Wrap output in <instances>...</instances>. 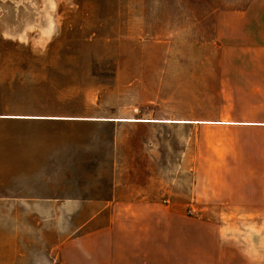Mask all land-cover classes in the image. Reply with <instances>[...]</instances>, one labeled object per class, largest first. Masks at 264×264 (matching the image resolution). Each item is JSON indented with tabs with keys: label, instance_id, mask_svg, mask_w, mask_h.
Masks as SVG:
<instances>
[{
	"label": "rangeland",
	"instance_id": "1",
	"mask_svg": "<svg viewBox=\"0 0 264 264\" xmlns=\"http://www.w3.org/2000/svg\"><path fill=\"white\" fill-rule=\"evenodd\" d=\"M248 2L0 0V264H93L92 233L131 212L119 203L220 221L175 185L215 134L196 121L236 105L240 56L221 45L243 43L233 26L264 29V0L242 23L226 16Z\"/></svg>",
	"mask_w": 264,
	"mask_h": 264
},
{
	"label": "crops",
	"instance_id": "2",
	"mask_svg": "<svg viewBox=\"0 0 264 264\" xmlns=\"http://www.w3.org/2000/svg\"><path fill=\"white\" fill-rule=\"evenodd\" d=\"M257 4L249 0L244 9L225 14L242 23ZM256 16L264 22L263 10ZM234 29L230 36L238 34L243 43L221 48L240 56L228 68L236 105L222 119L196 121L209 123L215 134L200 141L190 176L182 173L175 185L176 195L179 191L195 210L217 214L220 221L196 229V222L151 215L148 202L119 203L131 212L92 233L100 246L93 264H264V29ZM240 216L255 218L242 228L236 223Z\"/></svg>",
	"mask_w": 264,
	"mask_h": 264
},
{
	"label": "built area",
	"instance_id": "3",
	"mask_svg": "<svg viewBox=\"0 0 264 264\" xmlns=\"http://www.w3.org/2000/svg\"><path fill=\"white\" fill-rule=\"evenodd\" d=\"M164 203L166 204L165 201H164ZM188 213H189V214H193V213H195V210L191 208V209L188 210Z\"/></svg>",
	"mask_w": 264,
	"mask_h": 264
}]
</instances>
